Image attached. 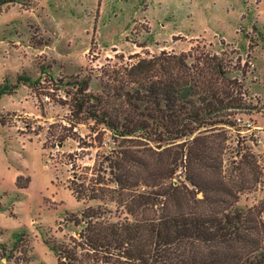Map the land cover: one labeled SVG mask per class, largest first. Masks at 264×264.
<instances>
[{
	"label": "rangeland",
	"instance_id": "374dc122",
	"mask_svg": "<svg viewBox=\"0 0 264 264\" xmlns=\"http://www.w3.org/2000/svg\"><path fill=\"white\" fill-rule=\"evenodd\" d=\"M161 51L189 52L207 75L219 62L237 81L235 125H220L223 165L252 152L260 183L236 206L264 199V0H0V264H56L49 245L79 229L69 219L86 202L69 180L89 176L105 148L84 124L72 129L81 140L63 138L75 82L90 78L99 91L134 54Z\"/></svg>",
	"mask_w": 264,
	"mask_h": 264
},
{
	"label": "trees",
	"instance_id": "16d2710c",
	"mask_svg": "<svg viewBox=\"0 0 264 264\" xmlns=\"http://www.w3.org/2000/svg\"><path fill=\"white\" fill-rule=\"evenodd\" d=\"M132 57L99 91L75 82L63 138L81 140L72 129L84 124L105 149L89 176L69 180L86 204L69 219L76 235L49 245L56 264H264V199L236 206L260 183L257 160L237 150L223 165L237 81L219 62L207 75L189 52Z\"/></svg>",
	"mask_w": 264,
	"mask_h": 264
},
{
	"label": "crops",
	"instance_id": "0c3cea01",
	"mask_svg": "<svg viewBox=\"0 0 264 264\" xmlns=\"http://www.w3.org/2000/svg\"><path fill=\"white\" fill-rule=\"evenodd\" d=\"M0 83H2V80H1V82H0ZM0 125L5 127V124H3V125H2V124H0ZM16 174H17V173H15L14 175L16 176ZM18 176H20V175H17V176H16L15 182H17V177H18ZM14 178H15V177H14Z\"/></svg>",
	"mask_w": 264,
	"mask_h": 264
}]
</instances>
